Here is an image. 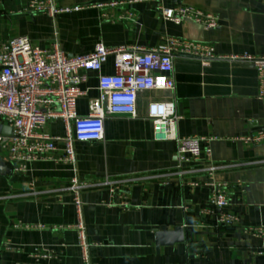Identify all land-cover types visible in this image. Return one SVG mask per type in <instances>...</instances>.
<instances>
[{"label": "crops", "instance_id": "1", "mask_svg": "<svg viewBox=\"0 0 264 264\" xmlns=\"http://www.w3.org/2000/svg\"><path fill=\"white\" fill-rule=\"evenodd\" d=\"M29 1L0 0L1 42L25 36L49 49L56 40L68 56H83L98 44L151 49L181 39L211 49L214 58L204 66L175 55L174 90L141 92L135 117L108 116L102 141H74V166L41 160L16 174L0 146V264H83L66 189L75 175L89 185L81 200L91 264H264V240L245 232L264 227V142L239 141L264 129V77L241 59L264 56V0H54V17L25 12ZM158 7L192 8L217 26L172 24ZM105 63L101 74H111V58ZM84 75L81 116L98 96V73ZM170 101L179 137L211 139L207 162L229 186L228 213L239 218L229 228L204 213L209 196L201 169L208 163L178 169L175 144L153 138L148 105ZM42 133L65 135L59 119ZM177 228L182 242L156 248V232ZM43 249L51 257L35 262Z\"/></svg>", "mask_w": 264, "mask_h": 264}, {"label": "built area", "instance_id": "2", "mask_svg": "<svg viewBox=\"0 0 264 264\" xmlns=\"http://www.w3.org/2000/svg\"><path fill=\"white\" fill-rule=\"evenodd\" d=\"M158 10L162 19L172 24L194 22L207 28L217 26L213 17L192 8L172 10L158 7ZM24 11L54 17L58 10L54 0H30ZM175 55L197 58L204 66L214 58L211 49L181 39H170L151 49L125 45L109 48L98 44L92 52L83 56H68L56 40L49 49L33 45L25 36L0 41V123L10 129V135L0 134L5 161L13 165L16 174H24L28 164L41 160L74 166V141H102L104 120L108 116L135 117L137 95L141 92L174 90ZM108 58L113 62V72L103 75L101 71ZM241 59L250 61L257 75L264 77V56ZM89 71L98 73V96L90 100L87 115L81 116L77 113L76 104L84 94L80 88L87 81L84 73ZM147 113L154 140L175 144L178 169L209 160L211 150L208 144L211 139L178 136L176 126L180 116L173 101L150 103ZM57 119L63 124V137L42 133L47 122ZM239 141L253 146L263 144L264 129ZM217 169L216 165L209 163L201 169L207 179L209 196L208 209L204 213L214 216L216 225L229 228L238 223L239 218L228 213L229 186L214 178ZM88 187L75 175L66 188L71 194L77 217L75 229L83 264H91L81 200L82 191ZM245 232L264 240V227H248ZM33 257L38 262L51 255L43 249L42 252L35 251Z\"/></svg>", "mask_w": 264, "mask_h": 264}, {"label": "water", "instance_id": "3", "mask_svg": "<svg viewBox=\"0 0 264 264\" xmlns=\"http://www.w3.org/2000/svg\"><path fill=\"white\" fill-rule=\"evenodd\" d=\"M10 129L0 126V134L10 135ZM183 241V232L181 229H175L173 232H156L155 233V246L159 248L163 245H172L173 243H180Z\"/></svg>", "mask_w": 264, "mask_h": 264}]
</instances>
